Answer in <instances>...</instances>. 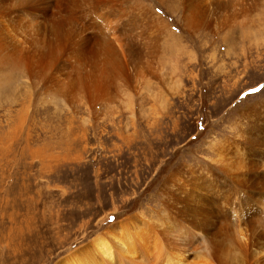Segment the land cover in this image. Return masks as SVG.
I'll list each match as a JSON object with an SVG mask.
<instances>
[{"label": "rangeland", "instance_id": "374dc122", "mask_svg": "<svg viewBox=\"0 0 264 264\" xmlns=\"http://www.w3.org/2000/svg\"><path fill=\"white\" fill-rule=\"evenodd\" d=\"M151 5L182 37L186 52L197 53L199 65L191 64L186 52L180 64H172L183 85L179 96L168 97V113L155 125L146 115L94 123L83 108L72 114L62 107L56 112L51 106L35 105L25 126L23 149L0 153V264H55L85 248L103 264H216L207 256V247L215 245L216 230L225 226L217 212L203 213L198 229L189 216H174L179 220H169L176 224L168 229L170 234L161 231L163 215L183 208L171 182L186 165L205 178L207 193L200 191L209 198L202 202L205 209L239 211L257 203L255 189L237 188L220 172V164L244 148V163H251V169L264 168V145L257 140L262 128L248 129L254 122L261 125L264 117V41L255 39V32L264 29V2L253 9L248 27L254 34L233 24L232 33L216 26L215 32L205 29L193 39L183 33L181 11ZM192 66L199 67L201 79L195 98ZM153 82L148 78L139 89L147 93ZM1 101L0 128L7 130L14 126L23 99L18 96L15 105ZM143 108L154 109L150 98ZM81 132L87 142L82 147L57 146L66 143L67 134L77 137ZM133 135L143 137L140 149L120 142ZM232 226L240 241L246 240L244 234L257 233L246 224ZM117 241L125 243L124 251L115 246ZM99 243L108 246L112 259L100 255ZM253 251L259 261L255 264H264V248Z\"/></svg>", "mask_w": 264, "mask_h": 264}, {"label": "bare ground", "instance_id": "6f19581e", "mask_svg": "<svg viewBox=\"0 0 264 264\" xmlns=\"http://www.w3.org/2000/svg\"><path fill=\"white\" fill-rule=\"evenodd\" d=\"M150 1L172 11H181L183 33L192 39L205 29L215 32L216 26L221 31L229 32L233 24L247 27L248 32L253 33L248 27L253 9L264 2ZM151 3L146 0H0V101L4 99L15 105L18 96L23 99V108L13 117L16 119L14 126L7 130L0 128V153H10L15 148L23 149L26 140L25 126L35 105H48L56 112L62 107L72 114H77V109L83 108L93 122L120 116H127L132 120L142 115L144 119L146 115L148 120L151 119L152 125H155L166 115L170 105L168 97L178 95V90L183 85L172 64H180L186 46L183 45L182 37L171 31L166 19L154 13ZM257 27L263 28L261 25ZM256 32V42L264 41V29ZM251 35H248L249 40L252 39ZM167 50L169 55H166ZM162 51L165 52L162 54ZM186 53L191 64L199 62L196 52ZM189 72L193 82L191 98H195L201 80L199 67L192 66ZM148 78L154 82L148 87V92L143 94L139 88ZM147 98L153 102V110L143 108V102ZM250 108L254 109L256 105ZM260 121L263 122L261 125L254 122V125H248V129L252 132L254 127L262 128L257 140L264 145V117ZM83 123L85 124V120ZM76 136L67 134L66 143L61 141L57 146L64 149L63 145L69 148L68 144L74 143L78 147L87 144L84 142V133ZM131 137L120 139V142L134 144L135 148L139 146L140 149L142 136ZM247 150L241 148L234 158L231 156L232 158L224 159L220 164V172L229 177L239 189L253 187V200L256 204L248 208H242L240 204L239 211L220 206L212 210L205 209L207 207L205 205L204 208L202 202L209 198L200 193H207V188H204L206 182H202L205 178L193 167L183 165L177 179L171 182L180 192L179 202L183 208L180 212L168 211L163 215L165 222L161 225V231L167 233V236L170 234L171 230L168 229L175 223L169 220H179L174 219V216H189L188 221L193 222L198 229L201 227L200 217L203 213L217 212L225 226L216 230L217 242L213 247H207V256L216 264L259 262L255 259L256 253L253 250L257 247L264 248V168L251 169L248 166L251 163H244L243 156ZM256 151H259L258 147ZM187 185L192 187L188 188ZM191 208L195 210L189 214ZM255 217L260 220H253ZM233 222L246 224L247 229H253L251 231L257 233L253 237L244 234L243 238L246 240L242 242L239 233L237 235L233 230ZM115 246L124 251L125 243L117 241ZM98 247L101 249L100 255L112 259L113 254L106 244L99 243ZM73 252L55 264H103L88 248ZM92 253L97 252L93 250ZM128 255L132 256L130 252Z\"/></svg>", "mask_w": 264, "mask_h": 264}]
</instances>
